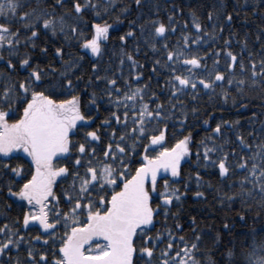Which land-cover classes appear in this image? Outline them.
<instances>
[{"label": "snow or ice", "instance_id": "1", "mask_svg": "<svg viewBox=\"0 0 264 264\" xmlns=\"http://www.w3.org/2000/svg\"><path fill=\"white\" fill-rule=\"evenodd\" d=\"M65 2L54 0L53 7L42 6L43 0H0V196L5 198L9 209L13 206L17 209L11 221L0 214L3 221L0 222V259L19 252L22 244L23 257L11 258V264H201L195 259L199 254L201 233L188 243L171 229L167 233L159 229L154 234L151 231L160 208H164L167 215L170 202L181 198L176 188H170L165 180L157 206H152L159 183L158 171L169 177L178 176L182 158L190 153L191 135L178 136L170 147L162 146V142H167L170 122L174 132L183 131L186 125L183 111L186 105L179 101L184 93L194 101L197 94H215L219 87L218 95L227 101L229 90L234 88L237 94L242 93L246 80L250 87L258 82L264 84V44L258 50L259 59L254 58L251 51L247 62L239 59L237 72L238 57L228 46L229 38H225L222 49L203 51L208 44V33L205 30L203 37L200 35L201 24L193 16L195 34L182 33V42L172 49L164 43L160 55L152 62L151 72L164 75L160 87L161 95L168 97L165 101H161L155 91L145 99L147 83H139L143 75L137 70L143 65H138L132 51L125 61L121 49V62L111 77L96 75L98 66L92 63L90 78L95 76L97 85L103 84L101 91L113 108L103 125L107 127L115 120L112 132H105L109 142L97 159L98 129L91 128L92 117L81 112L77 92L81 78L73 79L82 61L69 57L61 61V70L57 72L33 63L27 51L34 49L37 37L45 33L62 34L66 40L79 44L78 51L91 57L100 54L101 42L110 31V25L101 20L110 10L109 0H68L71 10L63 7ZM135 3L138 7L140 0ZM56 8L63 11L55 14ZM119 11L127 14L128 9L122 7ZM208 19L213 20L211 11ZM223 20L230 22L231 13L224 15ZM146 26L153 39L157 36L163 39L166 34L165 23L156 18L145 20L143 25L135 24L142 35ZM133 35L130 20L119 41L123 44ZM212 35L217 34L214 31ZM149 46L156 51L155 43ZM21 47L26 50L21 52ZM40 51L44 53L46 48L41 46ZM136 51L138 53L139 49ZM64 54L62 47L54 49L55 57ZM125 62L130 65L127 69ZM49 73L56 77L55 81L46 79ZM117 77L122 78V84L117 82ZM69 92L76 94L68 95ZM58 96L66 98L58 99ZM89 96L85 112L90 111V104L96 101L95 92H90ZM234 103L238 102L234 100ZM192 114L196 115L195 108ZM203 124L211 130L196 142L194 164L202 160L205 166L218 170L222 179L230 174V167H234L245 173L237 181L241 189L239 195L248 197L255 189L264 199V143L255 145L253 142L256 151L251 152L237 132L235 140L242 154L238 163L231 165L229 153L216 143L222 125L228 127V121L218 122L214 127L208 120ZM77 128H81L79 134L75 131ZM257 135L264 137V122ZM153 148L157 149L155 154H149ZM245 152L250 154L246 157ZM137 153L139 160L133 161ZM231 155H237L236 149ZM59 159H66L67 164L54 163ZM14 160L22 163H13ZM193 176L199 187V171ZM54 183L61 185L59 195ZM245 184L251 187L245 188ZM193 195L199 198L204 193L194 192ZM175 227L181 229L180 224ZM227 227L225 225V230ZM29 229H34L36 234L25 239L24 233ZM37 244L41 246L37 248ZM48 244L52 245L50 254ZM174 244L176 250H173ZM232 256L231 249L224 253L227 262ZM242 257L244 264H264V239L257 242L253 236ZM203 264L212 262L206 257Z\"/></svg>", "mask_w": 264, "mask_h": 264}, {"label": "trees", "instance_id": "2", "mask_svg": "<svg viewBox=\"0 0 264 264\" xmlns=\"http://www.w3.org/2000/svg\"><path fill=\"white\" fill-rule=\"evenodd\" d=\"M109 3L110 10L101 16V20L110 25V31L107 39L101 42V52L98 56L91 57L90 54L86 55L84 52L78 51L79 44H74L71 39L66 40L62 34L41 33L35 41V48L27 49L33 63L39 64L45 69L51 67L57 72L61 70V61L68 60L69 57L82 61V63H78L73 79L81 78L77 88V92L80 93L81 112L91 116L90 127L98 129L100 139L95 145L98 147L97 159L103 155V147L109 142L105 132H112L115 120L112 119L107 127L103 125V121L109 117L113 108L108 103L105 93L101 91L103 84L97 85L95 76L90 78L92 63L98 66L96 75L111 77L121 62V49H123L125 61L128 52L132 51L138 65H143L137 70L143 75V80H140L139 83H147L145 99H148L150 94L155 91L161 101H165L168 97L161 95L160 87V81L164 80V75L151 72L152 62L160 55V49L164 43L167 42L169 49H172L182 42V33L195 34L196 30L192 28L193 16L201 24L200 35L203 37L205 30L208 33V44L203 48V51L215 47L222 49L225 38H229L228 46L238 57L237 72L239 71V59H244L247 62L249 51L252 52L254 58L259 59L258 50L264 44V0H140L138 7L135 0H109ZM48 5L54 7V0H43L42 6ZM63 7L71 10L68 0ZM122 7L128 9L127 14L120 13L119 10ZM177 8L179 12L176 11ZM62 11V8H56L55 14H60ZM209 11L213 14L212 22H209L208 19ZM229 12L231 20L226 22L223 17ZM170 15L171 20H169ZM153 18L166 25V34H163V39L159 36L153 39L149 35L150 30L147 26L144 28L143 35L140 29L135 28V24L143 25L145 20ZM130 20L133 21L134 35L122 44L119 41V36L126 31ZM214 31L216 36L212 35ZM257 37H260L259 41ZM241 41L244 43L242 44ZM151 43L156 44V51H153L149 46ZM41 46L46 48L44 53L40 51ZM56 47H62L65 54L59 58L55 57L54 49ZM137 48L139 49L138 53ZM25 50L24 47L20 49L21 52ZM220 64L223 68L222 54ZM124 67L127 69L130 65L125 62ZM245 75L247 76V73ZM46 79L55 81L56 77L49 73ZM86 82L89 83L87 87ZM117 82L122 84V78L117 77ZM90 92L96 93V101L90 104L91 110L85 112L84 106L90 101ZM218 92L219 87L215 94H197L194 101L188 93H184L179 98V101L186 105V108L183 109L187 117L186 125L183 131L174 132L170 122L169 137L166 138V143L162 142V146L170 147L178 136L190 134V153L186 158H182L178 176L169 177L162 171H158L159 183L155 188L152 206L154 208L157 206L159 193L165 180L169 182L170 188L173 186L176 188L181 198L173 199L170 202L167 215L164 213V208H160L159 214L154 217L151 231L154 234L159 229L167 233L171 229L177 237L183 236L188 243H191L199 232L202 234V238L197 249L199 254L195 259L201 264L206 257L211 260L212 264H244L242 253L247 250L252 237L254 236L257 242L264 239V199L255 189L248 197L239 195L241 189L237 181L245 174L244 172L236 171L234 167H230V174L222 179L218 175V170L211 166H205L202 160L200 164H194L196 142L206 137L211 130L210 127L203 124V121L208 120L211 127H214L218 122L228 121V127L225 128L222 125V132L216 143L229 153L230 164L238 163V158L242 154L240 145L235 140L237 132L250 146V151L255 152L256 148L252 146L253 142L255 145L264 143V137L257 135V130L264 122V84L258 82L250 87L246 80L242 93L237 94L234 88L229 90L227 101L222 100ZM74 94L76 93H68V95ZM57 98L65 99L66 96ZM234 100L238 103H234ZM193 108L196 109V115L192 114ZM253 113H255V117H253ZM172 119H175V115ZM75 131L79 134L81 128H77ZM116 134L119 135V130ZM76 139H79V135ZM225 139L227 140L226 144L223 143ZM140 147L143 150L142 144ZM233 149H236L237 152L235 157L231 155ZM156 150L153 148L149 154L154 155ZM243 154L247 157L250 153ZM21 155L23 154L21 153ZM132 159L138 161L139 153ZM18 162L22 163V161H13V163ZM28 163L30 164V161ZM54 163L67 164V161L59 159ZM131 168L135 169V162L132 163ZM197 171L200 173L201 180L199 187L193 176V173ZM60 187V184L54 183V189L57 190L58 195ZM244 187L251 186L245 184ZM194 192H202L204 195L197 198L193 195ZM4 199L0 196V214L10 221L14 220L17 209L15 206L9 209L8 205L4 203ZM241 215H243V219H241ZM0 222L3 221L0 220ZM176 224L181 225L180 230L176 229ZM225 225L228 226L226 230ZM59 231L63 232V225ZM35 234L34 229H29L24 233V237L30 239ZM217 236H219V240H216ZM40 246V244L36 245L37 248ZM47 247L50 254L52 245L48 244ZM20 248L19 252L9 253L8 256L0 259V264H11V258L15 256L23 257L24 246L21 244ZM229 249L233 251V256L231 261L227 262L224 253ZM173 250H176L175 244ZM153 259L156 260L158 257Z\"/></svg>", "mask_w": 264, "mask_h": 264}]
</instances>
